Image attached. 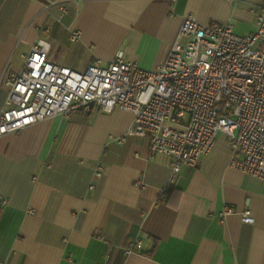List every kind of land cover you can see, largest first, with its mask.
Returning <instances> with one entry per match:
<instances>
[{
  "label": "crops",
  "instance_id": "0c3cea01",
  "mask_svg": "<svg viewBox=\"0 0 264 264\" xmlns=\"http://www.w3.org/2000/svg\"><path fill=\"white\" fill-rule=\"evenodd\" d=\"M260 0H0V111L7 74L41 38L65 32L77 69L118 55L163 64L192 16L257 29ZM51 29L50 33L43 30ZM79 33L77 42L71 36ZM53 59V63L74 69ZM79 71V70H78ZM124 111H75L0 137V262L5 264H264V180L231 167L227 138L170 185L171 159L128 136ZM221 135V134H220ZM126 137L124 143L119 139ZM103 175L96 177L97 168ZM94 188H91V187ZM237 211L224 223L218 215ZM250 210L254 224L242 213ZM139 240L141 250L126 254Z\"/></svg>",
  "mask_w": 264,
  "mask_h": 264
},
{
  "label": "built area",
  "instance_id": "2783aa9c",
  "mask_svg": "<svg viewBox=\"0 0 264 264\" xmlns=\"http://www.w3.org/2000/svg\"><path fill=\"white\" fill-rule=\"evenodd\" d=\"M259 6L250 35L236 33L230 24L203 25L188 17L167 59L153 70L118 55L107 66L76 71L49 61L52 44L39 39L23 67L5 78L0 137L75 111L118 108L134 117L128 136L149 139L152 153L172 160L170 185L184 166L197 167L210 155L220 134L228 140L231 167L264 180V0ZM78 40L79 33L71 36ZM102 175L100 166L96 177ZM7 204L0 198V212ZM236 213L227 207L218 218L224 223ZM242 219L255 223L250 210ZM141 248L135 240L125 252Z\"/></svg>",
  "mask_w": 264,
  "mask_h": 264
},
{
  "label": "rangeland",
  "instance_id": "374dc122",
  "mask_svg": "<svg viewBox=\"0 0 264 264\" xmlns=\"http://www.w3.org/2000/svg\"><path fill=\"white\" fill-rule=\"evenodd\" d=\"M74 46V44H71L68 40H67V36L65 34V32H59L57 33V42L53 41V45H52V50L50 52L49 55V61L53 62V59H56L57 62H61L63 56L67 58V61L65 62V64H68L72 66V64L76 63L78 61V57L75 56V54L73 52H70L68 49ZM57 64V63H55ZM60 65V64H59ZM63 66V65H62ZM74 68V70L76 71H80V72H84L86 71V69L82 68V69H77L80 68V66H72ZM120 109H115L114 111H119ZM121 111V110H120ZM225 136L224 135H219L218 139H220V141H225Z\"/></svg>",
  "mask_w": 264,
  "mask_h": 264
}]
</instances>
